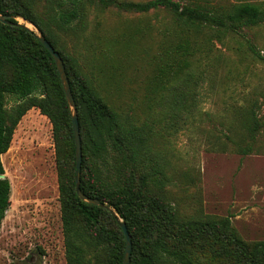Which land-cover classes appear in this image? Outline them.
<instances>
[{
	"label": "trees",
	"instance_id": "obj_1",
	"mask_svg": "<svg viewBox=\"0 0 264 264\" xmlns=\"http://www.w3.org/2000/svg\"><path fill=\"white\" fill-rule=\"evenodd\" d=\"M92 8L168 17L158 28L144 119L116 113L79 64L78 46L69 53L58 41L82 37ZM0 15L9 17V25L0 23V176L16 127L37 110L51 125L66 264H122L125 238L115 216L131 236L130 264H264V241L243 240L228 218L180 213L167 196L172 170L155 147L164 131H186L206 136L208 152L264 154V79L215 54L216 44L235 40L264 66V52L245 39L264 26V0H0ZM17 19L32 24L63 62L79 122L80 190L109 209L76 195L71 114L56 65ZM219 76L224 92L246 90L238 93L242 105L214 115L201 110V90L215 89ZM10 191L0 178V224Z\"/></svg>",
	"mask_w": 264,
	"mask_h": 264
},
{
	"label": "rangeland",
	"instance_id": "obj_2",
	"mask_svg": "<svg viewBox=\"0 0 264 264\" xmlns=\"http://www.w3.org/2000/svg\"><path fill=\"white\" fill-rule=\"evenodd\" d=\"M37 10L42 11L40 6ZM167 19L161 12L92 8L82 37L62 35L58 41L69 53L78 46L79 64L116 113L144 119L148 116L144 93L160 43L158 28ZM17 22L33 29L22 19ZM245 39L263 54L264 26L248 32ZM215 47L220 59L248 65L264 79V66L252 63L235 40ZM214 82L215 89L201 90L202 111L217 115L235 102L243 104L238 93L246 88L224 92L221 77ZM204 137L164 131L158 139L156 151L172 170L167 196L185 217H226L243 240L264 241V154L241 157L208 152ZM1 161L11 191L0 224V264H66L51 125L37 110L31 109L21 119Z\"/></svg>",
	"mask_w": 264,
	"mask_h": 264
},
{
	"label": "water",
	"instance_id": "obj_3",
	"mask_svg": "<svg viewBox=\"0 0 264 264\" xmlns=\"http://www.w3.org/2000/svg\"><path fill=\"white\" fill-rule=\"evenodd\" d=\"M9 17L0 15V23L3 25H9ZM27 23V22H26ZM33 27V29L27 27L26 25L17 23L18 26H22L28 31L32 32L36 39L39 41V43L45 48V50L51 55V57L54 60V63L56 65L57 72L60 77L61 85L64 90L65 98L67 100L70 114H71V123H72V131H73V138H74V146H75V188H76V195L78 198L90 205L93 206H100L107 208L104 204H101L99 201L95 199H91L86 197L80 190V169H81V161H82V148H81V139H80V132H79V122L77 117V112L75 108V103L73 100V96L70 90V86L65 74V69L63 66V62L58 55V53L51 47V45L47 42V40L42 36L41 33H39L32 24L27 23ZM4 176H0V178H3ZM115 216V215H114ZM116 220L119 221L120 228L122 230V233L125 238V252H124V258L122 264H130V256H131V250H132V242H131V236L127 230L126 225L121 222L117 216Z\"/></svg>",
	"mask_w": 264,
	"mask_h": 264
},
{
	"label": "bare ground",
	"instance_id": "obj_4",
	"mask_svg": "<svg viewBox=\"0 0 264 264\" xmlns=\"http://www.w3.org/2000/svg\"><path fill=\"white\" fill-rule=\"evenodd\" d=\"M27 24V23H26ZM29 25V24H28ZM31 26V25H30ZM32 27V26H31ZM33 28V27H32Z\"/></svg>",
	"mask_w": 264,
	"mask_h": 264
}]
</instances>
